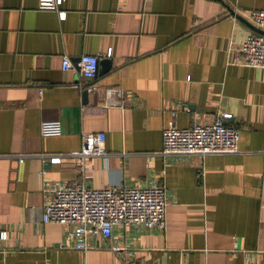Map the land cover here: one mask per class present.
<instances>
[{
    "label": "crops",
    "instance_id": "crops-1",
    "mask_svg": "<svg viewBox=\"0 0 264 264\" xmlns=\"http://www.w3.org/2000/svg\"><path fill=\"white\" fill-rule=\"evenodd\" d=\"M60 9L64 19L40 0H0V227L9 234L0 264H264V67L233 63L230 52L255 32L237 15L264 0H65ZM97 53L110 62L90 79L80 58ZM110 88L120 93L106 105ZM219 110L234 114L238 152L162 153L173 112L184 127ZM44 120H61L62 133L43 135ZM92 131L106 132L110 155L89 157L85 173L70 153ZM54 154L61 162L45 164ZM45 179L159 181L174 199L167 226L117 229L134 255L59 247L67 227L43 222Z\"/></svg>",
    "mask_w": 264,
    "mask_h": 264
},
{
    "label": "built area",
    "instance_id": "built-area-1",
    "mask_svg": "<svg viewBox=\"0 0 264 264\" xmlns=\"http://www.w3.org/2000/svg\"><path fill=\"white\" fill-rule=\"evenodd\" d=\"M65 0H40L41 8L58 10L60 17L67 15L60 6ZM252 24L264 28V9H252L242 13ZM109 50L107 56L111 55ZM233 63L249 67H264V33L252 32L242 42L233 45ZM102 53L84 54L80 58V72L83 76L96 79ZM62 67L69 70L74 63L68 55L63 57ZM94 88V87H92ZM110 88L106 105L113 104L114 92ZM123 103H121V106ZM176 112L163 129L162 153L175 158L206 156L208 154H229L239 151L240 129L230 122L234 114L219 110L212 121H193L181 127L176 120ZM63 130L61 120H44L41 125L43 135H58ZM82 147L70 154L77 157L79 169L85 173L91 170L87 159L93 156L110 155L106 148L107 134L104 131L84 132ZM62 154L45 155L44 163L61 162ZM48 172L44 167L43 174ZM202 173V172H201ZM43 222H56L67 227L65 240L59 247L78 250L109 248L115 253L122 250L135 253L129 242H121L114 233L119 228H128L136 235L164 230L167 226V208L173 202L167 187L159 181L129 183L123 182L106 187H93L84 181L66 184L45 179L43 183ZM8 230L0 227V250L8 238ZM135 238V237H134ZM119 264H137L136 260H124Z\"/></svg>",
    "mask_w": 264,
    "mask_h": 264
},
{
    "label": "water",
    "instance_id": "water-1",
    "mask_svg": "<svg viewBox=\"0 0 264 264\" xmlns=\"http://www.w3.org/2000/svg\"><path fill=\"white\" fill-rule=\"evenodd\" d=\"M239 18H241V19H243L246 23H248L255 31H257V32H260V33H264V29L263 28H261V27H258V26H256V25H254V24H252L251 22H249L247 19H245L243 16H241V15H237ZM100 62L102 63V64H107V63H109L110 62V60L109 59H107V58H102L101 60H100ZM85 95H87V94H89V91L88 90H86L85 91V93H84Z\"/></svg>",
    "mask_w": 264,
    "mask_h": 264
}]
</instances>
